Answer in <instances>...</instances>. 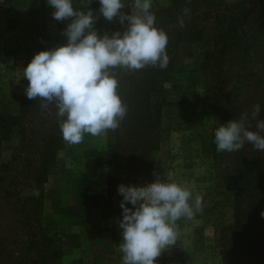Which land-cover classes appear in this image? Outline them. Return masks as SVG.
Listing matches in <instances>:
<instances>
[{
    "label": "rangeland",
    "instance_id": "1",
    "mask_svg": "<svg viewBox=\"0 0 264 264\" xmlns=\"http://www.w3.org/2000/svg\"><path fill=\"white\" fill-rule=\"evenodd\" d=\"M242 1L248 2H223ZM72 2L76 10L87 12L91 8L98 14L99 0ZM123 3L126 6L122 11L130 12L134 0H123ZM155 3L167 6L169 1L152 0ZM53 11L47 0H0L2 110L16 111V101L10 92L20 93L28 83L23 78V69L41 52L38 41L47 37L50 45L67 43L63 30L71 21L67 20L59 28V21L52 17ZM119 24L118 19L109 22L100 16L95 30L101 35ZM190 26L199 32L198 36L168 55V66L159 75L152 94V99L161 105L158 148L150 151L148 158L152 167L140 171L134 180L127 179L140 165L133 166L122 151L115 175L117 184L110 192L104 154L114 137L112 130L98 137L85 133L82 143L77 145L62 140L36 200L27 204V221H20L12 209L17 204V196L13 194L22 183L10 184L9 177L1 183L11 193L5 196L0 192V263H13L15 257L26 252L24 243L36 239L41 250L51 252L48 264H121L123 254L119 244L123 237L118 221L123 218L120 207L123 197L118 187L121 184L143 186L159 179L191 190L189 203L193 208L195 198L201 197L202 211L192 220L177 221L176 245L164 250L157 264H220L221 248L217 239L220 230L233 223V190L223 180L224 159L204 156L203 146L210 143L211 135L223 124L213 115L216 106L211 103H220L235 119L246 111L250 113L259 104V119L264 120V68L253 58L245 59L233 53L225 61L218 79L220 86L214 85L210 72L201 69L200 64L203 52L212 49L219 27L212 18L189 19L186 27ZM171 27L162 28L170 34ZM58 35L61 39L56 41ZM257 49L260 50L259 45ZM206 91L213 93L211 108L204 106ZM18 143L16 133L1 143L0 177L21 171L20 163L12 164ZM27 193L24 187L21 194Z\"/></svg>",
    "mask_w": 264,
    "mask_h": 264
},
{
    "label": "trees",
    "instance_id": "2",
    "mask_svg": "<svg viewBox=\"0 0 264 264\" xmlns=\"http://www.w3.org/2000/svg\"><path fill=\"white\" fill-rule=\"evenodd\" d=\"M168 1L167 6L155 3L151 8L156 17L157 29L163 30L162 27L167 25L173 27L170 34L166 33L168 55L198 36L199 32L195 31L194 27H186L189 19L212 18L219 29L213 40L212 49L203 52L200 68L210 72L214 85L218 83L220 86L218 79L222 76L225 61L233 53L245 59L253 58L264 68V0L231 4L223 2L224 0ZM184 8L190 9L188 16L183 15ZM180 19L184 21L183 26L179 23ZM66 21H59L58 27L62 28ZM125 28L126 23L115 25L105 34L111 36L116 31L123 33ZM60 39L61 35H58L56 41ZM49 43H51L50 39L45 37L44 40L38 41L37 46L39 50L45 51L61 45L55 46ZM258 45L260 50L257 49ZM239 49L241 52L238 51ZM162 70L152 66H146L138 71L110 69L118 80L117 92L127 107V113L120 121L119 127L112 130L114 137L105 150L108 169L107 191L112 192L117 184L115 175L119 170L118 160L122 151L133 166L140 165V168H135L127 179L134 180L140 171L152 167L150 166L152 161L150 160V163L148 158L150 151L158 148L161 116V105L159 101L152 99V94L155 92V85ZM28 83L20 93L13 90L10 92L16 101L15 112L5 108L2 110V105L0 106V146L11 135L18 134L19 143L16 153L12 156V164L20 163L22 168L17 173L0 177V192L5 196L11 193L6 187L1 186L5 178L9 177L10 184L22 183V187L13 194L17 196V204L12 206L20 221L28 220L27 204L36 200L40 184L45 182L47 169L54 161L56 151L63 140L57 117L58 110L54 105L42 109L39 98L29 100L25 95ZM212 94V91H206L204 106L207 108L212 106L210 105ZM211 104L216 106L213 115L218 120H222L223 124L235 119L233 114H230V110L222 108L220 103ZM250 123L254 128L255 121ZM211 136L210 143L203 146L204 156L224 159L223 180L233 190V223L223 227L217 239V245L221 248L220 264H264V216L261 215L264 212V152L254 150L251 144L244 145L239 152H217L214 143L215 134ZM24 187H27L28 193L22 195ZM29 191L30 193L33 191L32 195ZM38 243L36 239L26 241L24 243L27 245L26 252L15 257L10 264L50 263L51 252L48 249L41 250ZM0 264L7 263L2 261Z\"/></svg>",
    "mask_w": 264,
    "mask_h": 264
},
{
    "label": "clouds",
    "instance_id": "3",
    "mask_svg": "<svg viewBox=\"0 0 264 264\" xmlns=\"http://www.w3.org/2000/svg\"><path fill=\"white\" fill-rule=\"evenodd\" d=\"M47 4L54 9L56 21H71L63 30L67 43L39 52L23 69V78L29 82L25 95L29 100L39 98L42 109L54 105L63 140L77 145L85 133L98 137L117 129L126 116L127 107L117 92L118 80L110 69L167 68L168 36L155 27L152 0H134L130 13L122 11L123 0H99L98 14L92 9L76 10L72 0H47ZM182 11L184 16L190 13L188 8ZM100 16L126 23L125 30L101 37L95 30ZM179 23L183 26V19ZM260 111L256 104L250 113L221 124L215 130L217 152H239L245 144L264 152ZM251 121H255L254 128ZM118 193L123 197V218L118 221L123 237L121 264H157L162 252L176 245L177 221L192 220L202 211L201 197L195 198L193 208L191 190L174 182L156 179L143 186L121 184Z\"/></svg>",
    "mask_w": 264,
    "mask_h": 264
}]
</instances>
